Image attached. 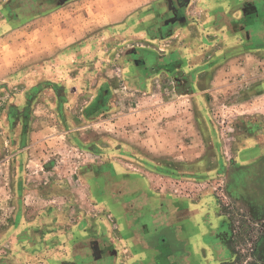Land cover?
<instances>
[{
    "label": "rangeland",
    "instance_id": "rangeland-1",
    "mask_svg": "<svg viewBox=\"0 0 264 264\" xmlns=\"http://www.w3.org/2000/svg\"><path fill=\"white\" fill-rule=\"evenodd\" d=\"M190 15L194 25L181 42L127 35L105 49L64 51L63 66L53 55L17 72L24 77L0 81V124L12 104L30 109L28 129L44 142L20 169L16 160L0 163V205L13 187L25 202L15 216L26 211L32 223L12 227L14 212L1 205L0 264H55L35 254L54 225L33 224L53 211L54 186L61 181L69 191L84 167L142 175L156 195L185 204L193 253L185 264H264V212L250 204L251 197L264 204V0H193ZM151 53L171 64H158L155 74ZM100 90L112 93L113 111L104 116L86 110ZM8 134L19 139L25 131L0 127V138ZM22 168L24 178L12 177ZM18 185L31 194L20 199ZM73 195L75 204L67 202L80 229L115 234L111 213L83 190Z\"/></svg>",
    "mask_w": 264,
    "mask_h": 264
},
{
    "label": "crops",
    "instance_id": "crops-1",
    "mask_svg": "<svg viewBox=\"0 0 264 264\" xmlns=\"http://www.w3.org/2000/svg\"><path fill=\"white\" fill-rule=\"evenodd\" d=\"M192 5L193 0H0V81L6 79L9 82L24 77L26 72H17L25 71L32 64L42 65L53 55H58V65L63 66L64 51L89 46L105 49L127 35L149 33L156 44L170 42V39L181 42L184 33L194 25L190 15ZM247 9L244 11L247 12ZM148 57L155 61V71L158 64L163 67L171 64L156 53ZM131 62L133 66L142 65L136 58H132ZM111 96L109 90H100L86 110L98 108L101 110L95 111L96 116L108 115L113 111ZM9 108L0 127L9 131L21 126L25 135L19 139L11 134L5 140L0 138V149H5L4 153H0V163L11 167L16 160L22 162L20 169L24 167V162L31 161L32 150L41 148L44 142L40 133H31V128L28 129L26 111L30 114V109H19L14 104ZM119 120L124 118L119 117ZM31 136L37 139L33 138L31 142ZM15 147L20 150L16 152ZM51 169L54 167L46 166V171ZM11 170L12 177L16 173L24 178V168L17 172ZM0 175H4L1 168ZM73 178L76 186L71 185L69 191H62L61 181L54 186L51 191L54 196L53 211L46 212L44 216L41 214L33 224L54 225L53 234L39 236L40 249L35 253L39 257L53 258L55 264H185L184 259H192L186 234L190 218H187L185 204L156 195L142 175L109 167H84ZM25 190L23 185H18L20 199L26 198L25 193L31 194ZM82 190L93 204H98L102 213L105 210L111 213L117 224L115 234L102 233L94 237L80 229L79 220L73 217V206H68L67 201L73 204V194ZM6 194L10 195V199L1 205L14 212V215L8 216L9 225L21 224L25 227L32 224L25 210L20 218L15 216V208H25V202L15 200L13 187L11 191L8 188ZM62 227H68L69 231H64ZM28 253L23 252L25 256Z\"/></svg>",
    "mask_w": 264,
    "mask_h": 264
},
{
    "label": "trees",
    "instance_id": "trees-1",
    "mask_svg": "<svg viewBox=\"0 0 264 264\" xmlns=\"http://www.w3.org/2000/svg\"><path fill=\"white\" fill-rule=\"evenodd\" d=\"M250 204L254 207V210H256V211L261 210L262 212H264V204L261 205V203H259L256 199L251 197L250 198ZM256 249H257V247L255 248L254 251H256ZM255 263L258 264L257 262H255ZM255 263H250V264H255Z\"/></svg>",
    "mask_w": 264,
    "mask_h": 264
}]
</instances>
